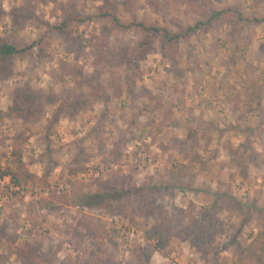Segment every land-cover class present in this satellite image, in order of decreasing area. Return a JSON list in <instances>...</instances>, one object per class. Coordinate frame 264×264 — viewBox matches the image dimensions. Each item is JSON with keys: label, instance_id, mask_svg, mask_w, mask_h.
Returning a JSON list of instances; mask_svg holds the SVG:
<instances>
[{"label": "rangeland", "instance_id": "rangeland-1", "mask_svg": "<svg viewBox=\"0 0 264 264\" xmlns=\"http://www.w3.org/2000/svg\"><path fill=\"white\" fill-rule=\"evenodd\" d=\"M208 5L264 15V0L3 1L0 36L32 48L0 77V172H17L18 182L0 178V264H47L32 249L53 264H134L135 249L150 253L149 264H247L242 250L264 230V21L183 41L179 75L158 42L142 62L124 57L142 38L133 24L176 32L205 21ZM62 7L86 21L54 30L70 16ZM28 87L45 100L26 121L12 108ZM185 150L200 159L191 163ZM175 163L195 178L165 191L159 183ZM132 186L159 188L169 213H209L222 233L205 253L174 236L160 251L146 235L156 217L83 203Z\"/></svg>", "mask_w": 264, "mask_h": 264}, {"label": "trees", "instance_id": "trees-1", "mask_svg": "<svg viewBox=\"0 0 264 264\" xmlns=\"http://www.w3.org/2000/svg\"><path fill=\"white\" fill-rule=\"evenodd\" d=\"M3 1L4 0H0V18L4 14L2 8ZM62 9L65 14L69 13L64 10V7H62ZM205 16V21H199L193 25L180 27L176 32L167 28H162L156 24H133L132 28L139 31L142 34V38L133 48L125 50L124 57L127 59L125 60L127 61L126 64L131 65L144 61L148 54L154 50L155 43L158 42L160 55L166 62L172 65L173 72L179 75L182 74L183 71L177 64V56L179 47L183 41H189L191 38L218 26H229L233 28L234 33H240L248 23H259L264 21V15L261 18L256 16L251 17L237 7L217 8L208 5L205 9ZM101 17H108L115 27L123 28L119 19L114 14L105 12ZM85 21V19L74 12L70 14L68 18H64V20L53 29L62 32L67 29L70 23H84ZM31 48L32 46L17 48L9 39L0 36V77H8L12 72L10 68L12 59L17 55L25 54ZM44 100L43 94L35 92L28 87L23 93L15 96L12 109L15 116L18 118L26 121L36 120L38 119L37 110L39 109L35 108V106H37L38 103H42ZM63 110L64 106L62 105L58 112H62ZM174 142L183 144V142L179 140H175ZM186 151L187 150L183 153L184 158H188L191 163L200 159L197 154L191 152L192 155H190V153H185ZM14 154L18 166H23L22 153L14 152ZM76 172V170L73 171V173ZM16 175L17 172H12L10 169L6 172H0L1 179L5 176H10L11 180L15 181L13 183L18 184V182H16ZM166 175L167 179L162 178L159 183V188L165 191L176 188L182 190L189 189V182L193 181L195 178L194 174H192L191 166L186 164H173V166L166 171ZM33 178V175L26 174L27 180ZM159 188L132 186L130 192H127L124 187H121L120 190L106 188L101 192L84 195L83 203L87 207H109L113 209H117L115 204H119V212L123 214L128 212V208L132 205L134 212H145L147 216L156 217L155 225L146 233L147 240L154 243L155 249L162 251L166 246L167 239L174 236L179 239L188 240L194 248L205 253L206 247L214 242L216 235L222 233L221 229L218 228L219 220L209 213H207V216L203 219L188 216L185 210H175L173 214L169 213L156 202V190H159ZM124 194H128L127 198L123 197ZM153 195L156 196L153 198ZM31 251L34 256L40 257L41 260L47 264H53L52 260L46 259L44 255L39 254L36 249H32ZM149 254L147 250L135 249L132 254L133 263L149 264ZM242 260L247 264H264V230L258 232L251 242L242 250Z\"/></svg>", "mask_w": 264, "mask_h": 264}]
</instances>
